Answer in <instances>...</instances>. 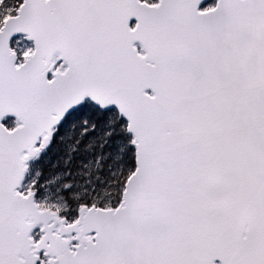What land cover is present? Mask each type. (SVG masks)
<instances>
[{
  "label": "snow or ice",
  "instance_id": "snow-or-ice-1",
  "mask_svg": "<svg viewBox=\"0 0 264 264\" xmlns=\"http://www.w3.org/2000/svg\"><path fill=\"white\" fill-rule=\"evenodd\" d=\"M0 264H264V0H0Z\"/></svg>",
  "mask_w": 264,
  "mask_h": 264
}]
</instances>
